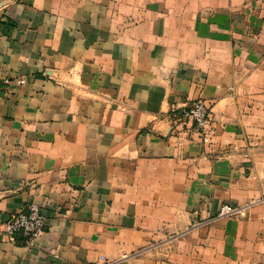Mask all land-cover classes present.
I'll return each mask as SVG.
<instances>
[{"label":"crops","instance_id":"1","mask_svg":"<svg viewBox=\"0 0 264 264\" xmlns=\"http://www.w3.org/2000/svg\"><path fill=\"white\" fill-rule=\"evenodd\" d=\"M30 203L35 246L3 229ZM101 256L264 264V0H0V264Z\"/></svg>","mask_w":264,"mask_h":264},{"label":"built area","instance_id":"2","mask_svg":"<svg viewBox=\"0 0 264 264\" xmlns=\"http://www.w3.org/2000/svg\"><path fill=\"white\" fill-rule=\"evenodd\" d=\"M23 82L22 79L19 80ZM174 121H191L190 131L195 133L203 144L211 141L214 135V124L210 106L202 97H196L180 112L173 110ZM242 208L223 204L217 216H230L239 213ZM46 215L41 206L30 203L27 208L8 215L3 229L11 240L19 237L25 245L35 246L46 228ZM89 264H111L104 257Z\"/></svg>","mask_w":264,"mask_h":264}]
</instances>
